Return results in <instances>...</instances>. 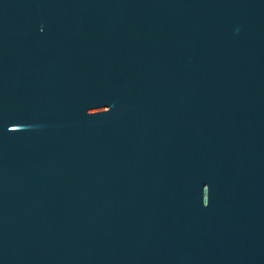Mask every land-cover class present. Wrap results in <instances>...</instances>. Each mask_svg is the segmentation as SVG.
<instances>
[{
    "label": "water",
    "instance_id": "water-1",
    "mask_svg": "<svg viewBox=\"0 0 264 264\" xmlns=\"http://www.w3.org/2000/svg\"><path fill=\"white\" fill-rule=\"evenodd\" d=\"M0 264H264V0H0Z\"/></svg>",
    "mask_w": 264,
    "mask_h": 264
}]
</instances>
